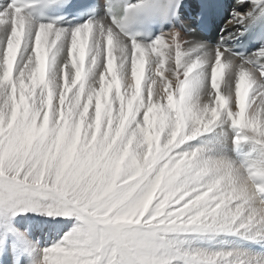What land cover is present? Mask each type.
<instances>
[{
    "label": "snow or ice",
    "instance_id": "snow-or-ice-1",
    "mask_svg": "<svg viewBox=\"0 0 264 264\" xmlns=\"http://www.w3.org/2000/svg\"><path fill=\"white\" fill-rule=\"evenodd\" d=\"M161 3L0 0V248L31 212L76 221L34 264H264V47L139 39Z\"/></svg>",
    "mask_w": 264,
    "mask_h": 264
},
{
    "label": "bare ground",
    "instance_id": "bare-ground-1",
    "mask_svg": "<svg viewBox=\"0 0 264 264\" xmlns=\"http://www.w3.org/2000/svg\"><path fill=\"white\" fill-rule=\"evenodd\" d=\"M252 7H254V5L251 2L244 3L242 6L238 5L233 10V13H230L228 15V17L226 18V20L223 23V25H221L219 28H216L213 31L211 36H206L203 33H201L200 31H198L196 29V27H195L194 21H191V20L186 19V18L183 21V24L180 23L179 25L176 26V28L180 29L182 34H183V36L186 39H188L189 46H192V44H194V43L200 42V43L206 44L209 48H215L216 46H221L220 41H219L221 36L225 37L224 44L228 43V41L230 39V35H231L230 32L238 31L240 28H242L244 26V24L250 23L254 19V18L249 19L248 21L244 22L243 24H235V25L229 24L228 22L233 19L234 12H246ZM259 13H260V9L259 10L256 9L255 16H257ZM183 25L187 26V29H191L192 32L191 33H187L186 28H184ZM224 28H227L228 31H226V32L222 31L221 32V30H223ZM252 54H250L248 57H250ZM15 225L20 230L23 228V225H22L21 221L15 220ZM36 227H39V229H38L39 238L38 239L44 240V243L46 245L48 244L47 245L48 247L53 245L55 242H58L59 240H61L62 237L66 234V229L69 228L68 224L66 225L65 223H58V222H46V223L45 222H41ZM63 229H65V230H63ZM50 230L53 233H49ZM60 231H62V232L60 233ZM26 237H27V239L29 241H31V237L29 235V232H27ZM51 238H52V240L49 241V239H51ZM15 239L16 238H14V237L13 238H9V240H15ZM242 242H243V247L251 248L250 247L251 244H249L246 241H242ZM205 243L210 244L212 242H205ZM33 244H35L37 246L38 250L41 249L36 243H33ZM24 245H25V250L28 249V245L26 244L25 241H24ZM1 249H0V251H3L2 256H4V257H7L6 256L7 253H9L10 256L14 255L15 252H16V243H12L10 246L7 247V251H8L7 253L4 252L5 248H1ZM252 249L260 251L261 247L258 248V249H256V248H252ZM38 250L35 253H31L28 250H26L25 253H28L27 254L28 263L29 262H33L32 259L35 258V256L38 254V252H39ZM11 257H10L11 259L9 258L7 261H3V263H2V260H1L0 263L1 264H14L13 258H15V260H18V257H22V256L16 254L15 256H11Z\"/></svg>",
    "mask_w": 264,
    "mask_h": 264
},
{
    "label": "rangeland",
    "instance_id": "rangeland-1",
    "mask_svg": "<svg viewBox=\"0 0 264 264\" xmlns=\"http://www.w3.org/2000/svg\"><path fill=\"white\" fill-rule=\"evenodd\" d=\"M15 220L21 221V223L23 225V228L21 230L24 231L26 234H27V232H29V235L31 237V241L33 243H36L41 249L48 248V246H47L48 244L46 245L44 243V240L38 239L39 238V235H38L39 227H36V226L39 223H41V222H45V223L46 222H58V223H65L66 225L68 224L69 228L66 229V233L68 231H70L71 228L74 227V225L76 223L74 218H65V217H58V216H47V215H43V214H39V213H31V212L27 213V214H21V215L17 216L15 218ZM63 230H65V229H63ZM61 232L62 231H60V233ZM49 233H53V232H51V230H50ZM229 239L232 240L233 244L243 246V242L241 240H239L237 238H229ZM51 240H52V238L49 239V241H51ZM12 243H16V252H15L14 255H11V256H15L16 254L22 256V257H18V260H15V258H13L14 264H34V262L37 259L41 258L40 254L38 252V254L35 256V258L32 259L33 262H29L28 263V260H27V254L28 253H25L26 250H28V249L25 250L24 241L23 240H19V239L9 240L7 246L5 247V251H4L5 253L8 252L7 251V247L10 246ZM219 243H220V239H217L216 241L210 243V245L211 246H216ZM2 253H3V251H0V261L2 260V263H3V261H7L11 256L9 255V253H7L6 254L7 257H4V256H2Z\"/></svg>",
    "mask_w": 264,
    "mask_h": 264
}]
</instances>
